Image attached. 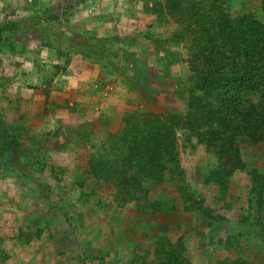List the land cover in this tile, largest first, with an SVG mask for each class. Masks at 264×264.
I'll return each mask as SVG.
<instances>
[{
    "label": "rangeland",
    "instance_id": "374dc122",
    "mask_svg": "<svg viewBox=\"0 0 264 264\" xmlns=\"http://www.w3.org/2000/svg\"><path fill=\"white\" fill-rule=\"evenodd\" d=\"M7 14L0 264H264V203L248 206L247 171L264 173V144L242 145L240 164L212 178L224 154L181 127L179 176L135 174L142 125L191 108L190 53L226 39L220 15L264 23V0H48L28 41L20 18L3 29ZM124 160L132 179L116 182Z\"/></svg>",
    "mask_w": 264,
    "mask_h": 264
},
{
    "label": "trees",
    "instance_id": "16d2710c",
    "mask_svg": "<svg viewBox=\"0 0 264 264\" xmlns=\"http://www.w3.org/2000/svg\"><path fill=\"white\" fill-rule=\"evenodd\" d=\"M227 21L222 15L214 21L220 28L217 30L219 35L225 40H217V33H214L205 46L197 47L196 52L190 53L189 79L194 93L191 94L189 111L183 116L174 110L173 114L168 113L163 119L157 117L149 121L150 126L142 125L140 136L144 145L139 151L140 165L135 169V174L137 171L142 179L150 177L159 181L164 176H179L180 165L174 148L181 127L190 129L197 137L201 133L212 136L204 139H209L208 144L214 148L213 155L218 158L219 153L224 154L218 158L216 170H209L212 178L222 179L224 174L219 168H223L224 164L233 161L236 165L240 164L242 145L264 144V23L248 24L234 18V24L229 25ZM3 27L12 32L18 25L8 22ZM199 123L207 129L200 131ZM228 135L229 142V138H223ZM225 139L223 145L218 144L219 140ZM222 150L233 153L234 158H227ZM118 165L119 162L111 165L110 176L116 175L119 178H115L116 182L128 175L131 180V162L124 160L120 171L115 173ZM247 171L251 177L248 206L255 209L257 201L260 205L264 203V173H257V167Z\"/></svg>",
    "mask_w": 264,
    "mask_h": 264
},
{
    "label": "crops",
    "instance_id": "0c3cea01",
    "mask_svg": "<svg viewBox=\"0 0 264 264\" xmlns=\"http://www.w3.org/2000/svg\"><path fill=\"white\" fill-rule=\"evenodd\" d=\"M27 1H30V3L33 1H39V5H38L39 7L27 3ZM40 1L41 0H0V18H4L6 16V13H8L7 18L12 20L10 22H13V21L15 22L19 18L22 19L23 21H22L21 28H24V29H22L21 31L26 35L25 38L28 41V39L30 37H32V34H31L32 32H37V36H39L38 32H39L40 28L36 29V31H32L28 28L27 25H28V23L35 25L30 21L31 16L32 15L33 16H36V15L39 16L42 13V11L45 9L48 0H44L45 4L44 3L41 4ZM23 5H25V6H23ZM23 42H24V40H22V42H21L22 45H24Z\"/></svg>",
    "mask_w": 264,
    "mask_h": 264
}]
</instances>
